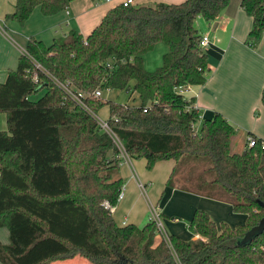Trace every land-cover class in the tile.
Listing matches in <instances>:
<instances>
[{
  "label": "trees",
  "instance_id": "1",
  "mask_svg": "<svg viewBox=\"0 0 264 264\" xmlns=\"http://www.w3.org/2000/svg\"><path fill=\"white\" fill-rule=\"evenodd\" d=\"M73 0H17L7 17L24 25L40 6L45 15ZM230 0H184L135 5L122 2L84 36L76 29L50 44L30 38L15 69L0 82V264H51L76 256L90 264H264V231L244 246L246 232L264 216V140L248 131L241 150L239 130L219 111L203 118L196 98L184 93L204 84L209 55L195 25L216 19ZM253 17L245 43L256 47L264 34V0H242ZM159 42L169 47L163 64L145 66ZM40 66V67H39ZM37 73L41 83L33 79ZM86 94V108L57 83ZM137 94L138 105L106 101L95 90ZM261 100L264 105V89ZM110 107L108 122L133 158L152 168L175 161L167 185L230 203L245 213L243 225L220 226L196 209L184 239L158 240L154 223L120 225L110 207L124 187L120 150L95 114ZM255 137L249 145L248 137Z\"/></svg>",
  "mask_w": 264,
  "mask_h": 264
},
{
  "label": "crops",
  "instance_id": "2",
  "mask_svg": "<svg viewBox=\"0 0 264 264\" xmlns=\"http://www.w3.org/2000/svg\"><path fill=\"white\" fill-rule=\"evenodd\" d=\"M126 1L128 0H73L66 9L52 15H45L40 6H37L26 23L21 25L17 20L7 17L16 10L17 0H0V20L6 26V33H0V82H4L8 72L18 66L30 38H37L50 44L55 37L65 35L71 29H76L86 37L100 24L110 9ZM182 1L184 0H132L135 5ZM241 2L242 0H230L219 16L211 22L201 16L196 19L195 25L200 33L211 37V44L205 49L209 55L211 70L204 84L191 85L184 94L188 98H196L195 105L203 112V118L211 117L215 111H219L233 125L240 126L244 122L254 121L253 127L248 131L264 140V105L261 100L264 89V34L262 41L256 47L245 43L253 26V17L247 14ZM154 50L157 52H153ZM154 50L145 54V66L149 71H154L163 64L164 55L169 47L166 43L159 42ZM258 110V116L254 117V113ZM7 129V114L0 113V131ZM145 161L147 162L145 158L130 157L121 162L120 174L123 179H127V184H124L123 199L113 210L114 217L123 203H132V205L128 209V216L121 223L118 222L120 225L134 223L142 227L148 222L142 208L139 207V200L144 196L148 185ZM174 163L173 160L169 166L167 181ZM135 167L142 177L136 173ZM133 187H136L134 195L131 194ZM170 189L168 194L170 201L176 198L180 202L177 203L175 211L166 212L169 214H165L167 217L170 214L181 213L191 221L195 210L201 208L210 214L218 226L224 220L229 221L232 227L243 225L248 218L245 213L235 212L232 205L225 201L177 188L170 187ZM162 199L160 197L156 204L150 202L149 206L157 205L162 211L160 207ZM172 221L179 223L180 219L177 222L173 219ZM143 222L146 223L142 225ZM170 226L172 231L169 233L165 225L167 233L181 234L177 231V224ZM9 236L8 228H0V240L3 243H9ZM199 237H201L199 234L194 233L192 239ZM157 238L161 240L162 236L158 235ZM86 261L83 257L76 256L51 264H88Z\"/></svg>",
  "mask_w": 264,
  "mask_h": 264
},
{
  "label": "rangeland",
  "instance_id": "3",
  "mask_svg": "<svg viewBox=\"0 0 264 264\" xmlns=\"http://www.w3.org/2000/svg\"><path fill=\"white\" fill-rule=\"evenodd\" d=\"M263 39V37H262ZM262 41V40H261ZM153 52H157L154 50ZM162 63V62H161ZM104 100L106 101H114L115 103H129L131 105H138L140 100L137 94H134L133 97L129 96V94L126 91H121L117 89H110L106 90L104 92L103 96ZM254 117L258 116L259 110L254 113ZM98 115L101 119H108L110 117V107L109 105H105L102 107ZM254 121H251V123L244 122L240 126H237L234 124L235 128L239 130V136L238 139L236 140L235 143V149L237 151L241 150L243 143H242V138H244L245 134H247L248 130L253 127ZM146 162V161H145ZM173 162V159H165L161 160L158 165H155L152 168L147 167V162L145 163V171L147 172L148 175V185L147 188L145 189L144 196L142 199L139 200V207L142 208L143 215L146 217L147 221H149V215H150V206L149 203L153 202L156 204L157 200L162 197L163 199L160 201V207L162 208V211L164 213V223L166 225L167 230L169 233L170 231V224H177V231L180 232L181 234H175L179 235L180 237L184 239H191L194 235V233L189 229V223L190 220H188L187 217H185L181 213L177 214H170V216H165L169 215L166 212L169 211H175L177 208V203L180 201H177L176 198L174 200L170 201L169 199V192L171 191L170 187L167 186V177H168V169L170 164ZM135 163V161H134ZM167 166V167H166ZM124 168V167H123ZM129 171V169H127ZM136 173L139 174L137 167H135ZM130 173V171H129ZM141 176V174H139ZM142 177V176H141ZM143 180V178H141ZM127 184V179L124 178V184ZM131 185V183H130ZM128 187H129V182H128ZM130 191V189H128ZM136 187H133V190L131 189V194H135ZM138 192H140L138 186H137ZM140 194V193H139ZM140 196V195H139ZM120 201H118L119 203ZM117 203V205H118ZM132 203H123L120 208H118V211L116 212L115 219L117 222L121 223L126 216H128V209L131 208ZM201 209V208H199ZM193 216V215H192ZM173 218H179L180 222L179 223H174L172 221ZM192 219V218H191ZM247 219V218H246ZM189 221V222H188ZM223 222H227L228 224L229 221L224 220ZM146 222H143L142 225H144ZM221 224V223H220ZM231 225V224H230ZM182 235V236H181ZM184 236V237H183ZM87 260L86 258H84ZM88 264L90 262L87 260L86 261Z\"/></svg>",
  "mask_w": 264,
  "mask_h": 264
},
{
  "label": "built area",
  "instance_id": "4",
  "mask_svg": "<svg viewBox=\"0 0 264 264\" xmlns=\"http://www.w3.org/2000/svg\"><path fill=\"white\" fill-rule=\"evenodd\" d=\"M131 2H132V0H128L125 3L127 4V3H131ZM0 33L1 34L6 33V26L2 20H0ZM210 44H211L210 35L204 34L202 36L201 45L204 48H207ZM33 79L36 83H41V78L37 73L34 74ZM57 83L65 90L67 96L72 98L76 103L81 104L82 106L88 108L87 105H85V103L83 101V97H85L86 94H84L83 92L73 91L72 89H70L66 85V83L59 82V81H57ZM93 96L102 97L103 91L100 89L95 90L93 93ZM95 116L98 120L100 128L102 130L108 132L113 137L114 142L116 143L117 147L120 150L119 158H120L121 162H123L124 160L130 159L129 155L125 152L121 141L117 138V136L111 130L108 119H106V120L101 119L98 114H95ZM247 139H248L249 145L252 146L255 144L256 140H255L254 136H249ZM124 195H125V188L123 187L122 190L120 191L119 195H118V201L122 200ZM105 204H106V206L110 207L112 209V211L116 207V206H112L109 202H105ZM173 220L175 222H177V221H179V218H173ZM149 221L155 224L158 235L162 236V238H164V239L167 238V232H166V228H165V224H164L163 213L157 205H153V204L151 205Z\"/></svg>",
  "mask_w": 264,
  "mask_h": 264
},
{
  "label": "water",
  "instance_id": "5",
  "mask_svg": "<svg viewBox=\"0 0 264 264\" xmlns=\"http://www.w3.org/2000/svg\"><path fill=\"white\" fill-rule=\"evenodd\" d=\"M261 204L264 205L263 202H261ZM263 231H264V216L261 218V220L256 226L252 227L249 231L246 232L245 236L237 242V246H244L251 243L253 239L257 235L261 234Z\"/></svg>",
  "mask_w": 264,
  "mask_h": 264
}]
</instances>
